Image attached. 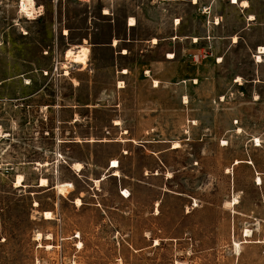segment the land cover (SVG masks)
<instances>
[{
	"label": "rangeland",
	"instance_id": "1",
	"mask_svg": "<svg viewBox=\"0 0 264 264\" xmlns=\"http://www.w3.org/2000/svg\"><path fill=\"white\" fill-rule=\"evenodd\" d=\"M18 1L0 5V264H264V15L247 39L239 9L214 25L229 0H36V19Z\"/></svg>",
	"mask_w": 264,
	"mask_h": 264
},
{
	"label": "crops",
	"instance_id": "2",
	"mask_svg": "<svg viewBox=\"0 0 264 264\" xmlns=\"http://www.w3.org/2000/svg\"><path fill=\"white\" fill-rule=\"evenodd\" d=\"M196 1V2H195ZM199 1L202 0H191L192 5L196 6L199 4ZM238 1L237 4L233 3L232 0H229L228 3L224 4L225 7L221 10V12H217L216 11V17H215V26H220L222 28H225V23L228 19H230V17L234 14H236V12L239 11L242 13L243 17L240 16V20H244L243 24L245 25V28H242L241 30L243 32H245V36L248 38H250L251 35V31H252V25H254V22L259 21V17L264 15V0H235ZM2 0H0V5H1ZM244 2H247L249 4V6L246 8L243 5ZM223 6V5H222ZM263 6V7H262ZM207 11H210L209 8H207ZM263 12V13H262ZM208 14V12H207ZM211 13H209L210 15ZM264 18V16H263ZM178 20V19H177ZM247 25V28H246ZM242 37H241V33H238L236 31H232L230 34H223L219 35V37H217L216 39V43H222L224 41H231V45L234 46L236 44H239V42L241 41ZM260 47H264V45L260 46ZM217 58H221V55H216ZM125 69H122V71Z\"/></svg>",
	"mask_w": 264,
	"mask_h": 264
},
{
	"label": "bare ground",
	"instance_id": "3",
	"mask_svg": "<svg viewBox=\"0 0 264 264\" xmlns=\"http://www.w3.org/2000/svg\"><path fill=\"white\" fill-rule=\"evenodd\" d=\"M195 2H196V1H195ZM237 3H238V1H235V4H237ZM242 6H244V7L247 8V7L249 6V4H248L247 2H244ZM24 10L26 11V13H27L28 15L32 16V15L34 14V4H33V3H30L29 6H25V7H24ZM179 24H180V22H179V20H177V21H176V25H179ZM135 25H136L135 21H134L133 19H130V21H129V26H130V27H134ZM153 43L156 44L157 41L154 40ZM117 45H118V41L115 40V41L113 42V46L117 47ZM259 51H260L259 54H264V47H260ZM88 53H89V49H88V48H86V47H80L79 50H77V51L69 50V51L67 52V58H68V59H71L72 62L77 63V64H80V65H82L83 67H85V66H87V56H88ZM124 53H125V52H124ZM169 58L173 59V58H174L173 54H170V55H169ZM258 61H259V62L261 61V56H258ZM67 73H68V72H67ZM123 73H127V71L124 70ZM156 84H158V83L156 82ZM178 147H179V144H178V143H175L174 148H178ZM149 152H150V151H149ZM237 163H239V161H238ZM235 165H236V163H235ZM75 166H76V168L80 169L81 164H77V165H75ZM118 167H119L118 162H117V161H113V164H112L111 168H112V169H117ZM117 171H118V170H117ZM117 171H115V172H117ZM118 174H119V173L117 172L116 175H118ZM104 179H105V178H104ZM258 181L261 182V181H262L261 178H258ZM22 184H23V177L19 176V177H18V180H17V183H16V187H21ZM46 185H47V181H46L45 179H42V181H41V186H46ZM59 187H60V186H59ZM65 187H66V185H63V186H61L60 189L65 188ZM66 188H67V187H66ZM66 190H67V189H66ZM64 193H65V192H64ZM125 194H127V191H125ZM127 195H128V194H127ZM128 196H129V195H128ZM128 196H127V197H128ZM81 203H82L81 200H80V199H77V204L80 205ZM237 203H238V201L235 200V201H234V205L237 204ZM44 216H45V219H51V218H52V213H51V212H44ZM250 235H251V232H250L249 230L246 231V236L249 237ZM41 238H42V236H41V234H39V235H38V240L41 239ZM48 240H49V238H48ZM260 243H264V238H263V240H262ZM80 246H82V243H79V247H80ZM235 246H237L238 249L240 248V244H238V243H236Z\"/></svg>",
	"mask_w": 264,
	"mask_h": 264
},
{
	"label": "built area",
	"instance_id": "4",
	"mask_svg": "<svg viewBox=\"0 0 264 264\" xmlns=\"http://www.w3.org/2000/svg\"><path fill=\"white\" fill-rule=\"evenodd\" d=\"M233 3H235V0H232ZM30 3L34 4V14L32 16L28 15L26 11L24 10L25 6H29ZM18 10L19 14L24 15L26 18H39L43 15L44 8L43 6H39L36 4V0H19L18 1Z\"/></svg>",
	"mask_w": 264,
	"mask_h": 264
}]
</instances>
